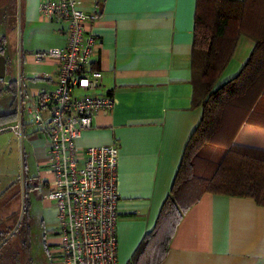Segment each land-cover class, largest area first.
Segmentation results:
<instances>
[{"label": "crops", "instance_id": "0c3cea01", "mask_svg": "<svg viewBox=\"0 0 264 264\" xmlns=\"http://www.w3.org/2000/svg\"><path fill=\"white\" fill-rule=\"evenodd\" d=\"M43 1L48 0H19L18 6V82L26 105L42 89L55 85L58 62H38L36 55L61 47L66 40L63 23L40 15ZM196 4L197 0L163 4L80 0L85 11L100 15L99 21L89 24L97 39L93 68L102 72L104 92L113 94L116 104L112 111L95 118L93 127L82 134L77 146L83 151L107 145L119 149L117 264H128L145 235L154 230L187 144L203 117V109L193 106L191 57ZM254 48L251 39L241 37L222 76L235 64L230 80L235 78ZM24 64L30 67L28 74ZM249 118L252 124L264 126V97ZM24 140L31 143L38 166L45 169L44 141L30 134ZM237 143L264 150V129L245 126ZM23 144L24 141L20 143L22 150ZM225 155V148L213 145L200 151L204 161L214 164H220ZM41 175L34 179L48 178L46 171ZM42 224L47 235H52L47 244L49 254L58 255L60 235L52 226H57L56 204ZM162 264H264V206L252 198L204 194L182 219Z\"/></svg>", "mask_w": 264, "mask_h": 264}, {"label": "trees", "instance_id": "16d2710c", "mask_svg": "<svg viewBox=\"0 0 264 264\" xmlns=\"http://www.w3.org/2000/svg\"><path fill=\"white\" fill-rule=\"evenodd\" d=\"M241 37L251 39L255 48L239 74L216 89ZM5 47L6 38L2 37L0 56ZM191 60L193 106L203 109V117L187 144L154 230L145 235L128 264H162L182 219L206 193L252 198L264 206V150L237 143L245 126L264 129L249 120L264 97V0H197ZM19 90L18 81L0 80L1 130L16 122ZM207 145L226 149L220 164L200 157ZM35 189L28 188L26 193L29 219L31 191ZM25 235L29 236V245L23 241L20 251L15 249L0 220V264H32L27 258L31 232L27 230Z\"/></svg>", "mask_w": 264, "mask_h": 264}, {"label": "built area", "instance_id": "2783aa9c", "mask_svg": "<svg viewBox=\"0 0 264 264\" xmlns=\"http://www.w3.org/2000/svg\"><path fill=\"white\" fill-rule=\"evenodd\" d=\"M39 13L48 21L63 23L66 40L63 46L36 55L38 62H58L55 85L38 92L29 105L19 90L12 130L21 144L30 134L46 145L48 178L34 179L33 184L43 199L56 204L57 260L61 264H117L119 149L107 145L83 151L77 146L95 118L116 104L114 95L104 92L102 72L93 70L97 39L89 24L99 21L100 15L85 11L80 0L43 1Z\"/></svg>", "mask_w": 264, "mask_h": 264}, {"label": "rangeland", "instance_id": "374dc122", "mask_svg": "<svg viewBox=\"0 0 264 264\" xmlns=\"http://www.w3.org/2000/svg\"><path fill=\"white\" fill-rule=\"evenodd\" d=\"M19 0H0V38H6L4 57L9 61L7 81L21 78V62L19 47L21 40V26L19 20ZM235 65V64H234ZM234 65L229 68L216 89L230 80ZM25 74L30 72V67L23 65ZM235 76V75H234ZM25 83V82H24ZM27 83H25L26 86ZM17 120V119H16ZM17 122V121H16ZM15 123L0 129V220L2 229L10 233L11 242L15 249L20 251V245L27 241L29 236L25 231L31 232V246L27 258L32 264H61L56 259L58 255L49 254L48 240L52 235L43 227L42 220L50 212H54L55 202L47 203L43 195L37 197L35 190L31 191L32 209L29 219L26 212V193L28 188H33L34 178H40L44 168L38 166V157L31 143L24 140L23 150L12 128ZM32 132L29 129L28 133ZM54 226L57 233L58 228ZM29 250V249H28ZM22 259L25 257L23 253ZM26 259V258H25Z\"/></svg>", "mask_w": 264, "mask_h": 264}, {"label": "water", "instance_id": "95a60500", "mask_svg": "<svg viewBox=\"0 0 264 264\" xmlns=\"http://www.w3.org/2000/svg\"><path fill=\"white\" fill-rule=\"evenodd\" d=\"M7 76V59L4 55L0 56V80L4 81Z\"/></svg>", "mask_w": 264, "mask_h": 264}, {"label": "snow or ice", "instance_id": "6c2138e0", "mask_svg": "<svg viewBox=\"0 0 264 264\" xmlns=\"http://www.w3.org/2000/svg\"><path fill=\"white\" fill-rule=\"evenodd\" d=\"M134 3H144V4H151V3H170L174 2V0H131Z\"/></svg>", "mask_w": 264, "mask_h": 264}]
</instances>
